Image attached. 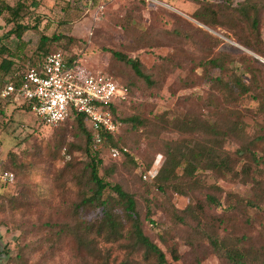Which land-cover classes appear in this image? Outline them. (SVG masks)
Instances as JSON below:
<instances>
[{
	"label": "rangeland",
	"instance_id": "obj_1",
	"mask_svg": "<svg viewBox=\"0 0 264 264\" xmlns=\"http://www.w3.org/2000/svg\"><path fill=\"white\" fill-rule=\"evenodd\" d=\"M25 1L20 20L39 26L21 39L5 35L14 22L0 13V62L13 58L24 70L60 50L127 87L120 131L98 148L100 174L133 194L167 262L235 264L228 252L242 250L246 264H264V162L251 154L264 151V60L255 53L264 57V0ZM43 34L59 37L39 48ZM114 51L139 58L150 78ZM207 144L231 156L230 169L195 159ZM240 147L251 149L239 158ZM88 148L76 120L45 123L0 94V173L15 174L0 178V264H159L116 191L103 197L121 223L118 238H109L102 206L82 203L95 186ZM153 164L156 176L144 177Z\"/></svg>",
	"mask_w": 264,
	"mask_h": 264
},
{
	"label": "built area",
	"instance_id": "obj_2",
	"mask_svg": "<svg viewBox=\"0 0 264 264\" xmlns=\"http://www.w3.org/2000/svg\"><path fill=\"white\" fill-rule=\"evenodd\" d=\"M16 69V68H15ZM6 74L1 96L19 106L29 105L45 123L57 125L76 113L84 114L95 146L101 147L106 135H116L121 121L115 116L117 102L127 95V87L113 75L92 70L70 59L64 52L51 51L37 62L29 60L24 70ZM113 155L119 148H111ZM158 167L153 164L144 177H153ZM14 172L3 170L0 178L14 179Z\"/></svg>",
	"mask_w": 264,
	"mask_h": 264
},
{
	"label": "trees",
	"instance_id": "obj_3",
	"mask_svg": "<svg viewBox=\"0 0 264 264\" xmlns=\"http://www.w3.org/2000/svg\"><path fill=\"white\" fill-rule=\"evenodd\" d=\"M26 3L27 2L25 0H17L15 2V4L5 3L0 7V13H2L5 9L9 10L10 17H8L9 19H7V20L10 22H12V21L14 22V25L9 30L6 31L5 35L15 34L19 39H21L23 36V33L25 31H27L33 27L39 26L38 22H35L34 24H30V23H25L24 21L20 20V18H22V15H24V10L27 9ZM58 37H59L58 35L49 36V35L43 34L40 37V41H39V45H38L39 48H44V46L48 40L58 38ZM70 38L73 39V37H70ZM253 52H255L254 49H253ZM47 53H49V52L44 51L42 57H40V58L37 57L31 61L37 62V61L41 60L42 58H44V56ZM255 53L258 54L256 56L264 59V57L262 55H260L257 52H255ZM64 54L67 57H69L70 59L75 58L73 55L69 56L66 53H64ZM114 54L118 58L128 61L133 66V68L135 69V71L138 75L146 78L147 80L150 78L149 75L143 70L142 62L139 58L129 57L121 51H114ZM15 62L16 61L13 58H10V59L3 58L1 60V62H0V76H2L1 77L2 81H3L4 77L6 76V74H8L9 72H12L15 68L20 69V65H18ZM237 81H238V84H241L243 86L242 89H240V93L245 94L251 90V87L247 83L242 82V80H240V79ZM254 95H255L254 98H258L259 101H260V99H263V97L261 95H258V94H254ZM121 101L117 102V104L115 105V108H114L115 116H116V111H117ZM262 105H263L262 107L264 108V102H262ZM24 106L26 108L31 109V107L29 105L24 104L23 107ZM69 119L76 120L78 122L83 133L86 135L87 143H89L90 147L93 150L92 151V150H90V148H88V155L90 158V161H89L90 173H91L90 175H91V179L94 181L95 186L92 189L91 194L83 197L82 203L83 204L98 203L100 206H102L104 208V212H105L104 213V219H102V221L105 222L107 225H109L111 228V231L109 232V236H110L109 238H118L117 236H118V232H119V228H120L119 224H121V223L111 208V205L109 202L110 200L108 198L103 197L104 192L107 188H111L114 191H116L118 193L119 198L124 201L125 207H126V210L129 214V216L133 217V232H134V235H135L136 239L138 240V242L140 244H142L143 246H145L148 251H152V252H155L157 254L159 264H170L169 262H167L166 255H165L164 251L160 248V246L157 243H155L153 240H151L150 237L144 233L142 225H141V221H140V218L138 216L137 209H136V200H135L133 194L128 192L127 190H125L121 184H119V183L112 184V183L106 181L103 176H101L100 165L102 163V158L99 156V152H98L99 146L94 145L92 132L84 120V114L76 113L72 117L66 119L65 121H67ZM130 119L131 120H139L138 117H136V116H133ZM114 136L115 135H112V134L106 135L104 143L108 140L113 139ZM259 137L261 138V140L264 139V135H260ZM206 146H208V147L205 150L199 151L196 153L195 159H198L201 162L203 160H209L210 165H208V167H212V168H222L223 167V168L230 169V162H231V156L230 155H224L223 153H221L220 147L218 144L217 145L216 144H207ZM250 149L251 148H249V147H245V148L240 147L238 149V153H237L238 157L242 156V154L246 150H250ZM206 150H208L210 152V155L204 154V152ZM218 152L221 155L216 154ZM214 154H216V155H214ZM251 154H252V159L256 163L261 164L264 162V151H263L262 155H258L257 152H255V150L251 151ZM189 162H190L189 165H193V161L189 160ZM164 166H165V161H163L160 170L163 169ZM195 166L196 165H193V167H195ZM241 169H243V170L249 169V165H245ZM159 173H160V171H159ZM248 203L250 205L259 204L256 199H252V198L248 199ZM99 229H100V231H102V226ZM213 242L216 246L218 245L217 239H214ZM228 254H229L230 260L235 264H246L247 263V261L245 260V252L242 250H230L228 252ZM174 257L178 258L176 251L174 252Z\"/></svg>",
	"mask_w": 264,
	"mask_h": 264
},
{
	"label": "water",
	"instance_id": "obj_4",
	"mask_svg": "<svg viewBox=\"0 0 264 264\" xmlns=\"http://www.w3.org/2000/svg\"><path fill=\"white\" fill-rule=\"evenodd\" d=\"M0 256H1V251H0Z\"/></svg>",
	"mask_w": 264,
	"mask_h": 264
},
{
	"label": "bare ground",
	"instance_id": "obj_5",
	"mask_svg": "<svg viewBox=\"0 0 264 264\" xmlns=\"http://www.w3.org/2000/svg\"><path fill=\"white\" fill-rule=\"evenodd\" d=\"M262 59V58H261ZM264 60V59H263Z\"/></svg>",
	"mask_w": 264,
	"mask_h": 264
}]
</instances>
